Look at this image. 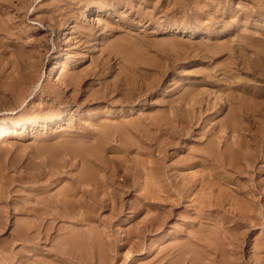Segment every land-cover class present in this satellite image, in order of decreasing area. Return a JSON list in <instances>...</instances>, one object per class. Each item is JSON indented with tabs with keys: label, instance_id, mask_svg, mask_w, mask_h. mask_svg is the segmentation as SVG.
Here are the masks:
<instances>
[{
	"label": "rangeland",
	"instance_id": "rangeland-1",
	"mask_svg": "<svg viewBox=\"0 0 264 264\" xmlns=\"http://www.w3.org/2000/svg\"><path fill=\"white\" fill-rule=\"evenodd\" d=\"M121 2L124 5L120 3L115 4L116 6L109 5L108 7L107 5L102 8L101 0H0V124L4 123L12 130V122L27 120L25 125H21L17 129L14 127V132L10 131L0 137V189L2 186L0 192L2 195L5 194V197L8 195L5 198L0 194V210L1 214L3 213L0 218V250L4 248L3 254L0 253V258L5 259L8 253V250L7 252L5 250L7 244L3 241L12 240L13 230L17 229V232L22 224L21 220L25 217L28 218L26 213L15 211L17 210L16 204L25 200L32 204L33 201L27 199L29 193H31V200L36 197L34 196L36 191L30 190L31 188L28 186L29 184L32 187L35 186L33 182L30 183L32 179L28 178L29 170L31 173L38 172L33 169V166L35 167L33 163L44 165L43 160L46 156V158L55 160L56 163H62L59 154H63L65 148L96 140L97 136L95 135L91 138H82L81 136L84 134L80 131L83 128L95 129L98 133L102 125L105 124L114 127V131L119 132L114 133L112 139L109 138L111 142L106 140L107 150L103 155L106 158L109 156L110 159L123 160L118 169L114 168L117 170L114 171L116 175L114 178H116L115 182L119 180L116 182L119 185L120 182L124 183L118 185L120 188L115 190L118 195L115 198L110 194L114 187L109 186L107 189L105 188L106 192L102 191V197H106L105 204H102L101 210H97L98 215L100 216L101 213L102 217H98V215L94 218L89 217L84 225L86 228L88 226V228H91L90 226L96 228L94 225H98L100 222L97 228H102L107 233V235L102 233V237L105 236L104 239L109 240V238L114 239L113 236L116 235L120 244L125 232L131 231L135 235L136 227L142 225L144 220L155 216L159 211L158 208L150 206V203L159 204L164 209L169 207L168 203L174 194L173 188H171L173 186L169 185L168 174L182 172L181 176L185 174L184 176L190 177L192 174L199 175L204 170L207 171L204 174L213 171L218 174V167L215 166V163L204 161L205 165L201 166L204 167L203 169L199 165L186 168V165L182 166L180 164L182 162H178V160L189 155L192 156L193 153H199L201 148L206 146L204 144H209L208 150L213 146L216 147V141L220 137L222 140L228 139V142L231 141L234 144L230 143L233 146L231 153L236 155V161L242 160L240 163H243L244 167L241 168H244V173L234 172L233 169L229 170L230 167H227V175L223 177L224 179H218L217 176L215 178V175H213L214 177L207 175L214 182L212 190L214 192L211 193L213 197L210 202L218 203L216 208L220 204L219 209L225 213V217H221L222 220L218 219V222L222 221L223 226L235 229V233L244 237L242 251L245 253L243 252V258L247 260L246 257H250L249 264H254L252 260L255 258V253L252 247L255 240L262 238L264 246V217H259L258 214V212L260 214L264 212V189L260 192L255 188L257 180H260L261 185H264L262 183L264 182V0H148L147 2L145 0H123ZM159 8L164 11V17L161 16L163 12ZM106 24L112 27L116 26L117 31H113L111 35H101L100 33L104 30L102 28ZM90 28L91 32H94L93 35L79 32L80 29ZM79 39L80 43L75 42ZM87 40L89 42H86ZM107 51L112 52L107 54ZM24 52L26 54L29 52L30 55L33 52L32 54L35 53V55L28 58L29 55L26 56ZM21 56L33 60L32 63L35 62L37 67L33 70L35 75L37 74L36 78H24L23 80L19 77L18 59ZM53 66L55 68L50 74ZM67 77L76 80L74 86L78 88V93L73 89L72 84L66 85ZM20 80L21 82H19ZM57 81L59 82L57 83ZM54 93L58 94L55 98L53 97ZM56 98L69 102L60 103L61 100ZM83 100L87 101L83 102ZM172 111L175 114L173 121H176L177 126L181 121L179 117L189 121L191 115L188 112H191L193 117H197L186 122L187 126L194 131L192 136L186 135L185 139V135L184 137L182 134L178 135L176 140L179 138V141L177 140L174 148L166 146L164 143L167 139V133L164 130L166 126L168 127V122H171L170 113ZM31 118H37L40 122L33 125ZM100 132L102 133V130ZM113 138L117 139L114 141ZM160 139L163 140V144ZM73 142L75 143L73 144ZM127 143L134 144L129 150H124L129 145ZM49 149L53 152L49 153ZM245 150L248 157L241 154L246 152ZM52 153H58V156L56 154L52 156ZM252 153L255 154L252 155ZM227 154L226 158L230 155ZM249 154L252 157H249ZM26 164L28 168L25 172ZM76 164L78 163L69 166L70 170H68V166L64 170L74 173ZM24 166L25 168H23ZM111 166L113 165L111 164ZM125 166H128L127 175L130 182L123 180L126 171L122 169ZM222 170V172L225 171ZM214 172L213 174H215ZM66 174L62 173L61 177H58L55 182L53 181L50 185H53L49 189L50 192L67 185L69 179L64 177ZM28 179L30 182L26 181ZM42 181L39 180L35 184L38 185ZM260 182L257 183L260 184ZM5 183L12 184L10 187L7 186V188H11L10 191L9 188L4 189ZM144 188L153 191L156 197L148 193L147 197L141 200L139 197H141ZM240 188H244L245 191L254 188L253 191L255 190L257 195H252L251 189L253 200L247 199L250 198V195ZM6 190L10 193L8 194ZM198 190L196 191H198V195L200 194L199 196L209 195L204 193L205 189L198 188ZM228 192H231L230 196L227 195ZM219 198L227 203L217 202ZM11 200L15 204L11 203ZM249 200L251 201L248 202ZM187 202L181 204L180 207L175 206L176 204L173 205V212L167 217L166 225L164 223L165 232L160 233V230L146 232L147 239L141 243L143 247L148 244L152 245L149 248L146 247L148 250L141 249L139 246L133 248L131 244L117 249L115 247L116 250H108L110 247L106 245L101 255L104 259L102 264L105 261L104 264H162L166 261V259L161 260L165 251H161L162 247L186 241L185 238L191 232L197 231L198 227H201L200 224L203 226L205 222L209 221L210 225L205 223L208 227L204 225L205 229L200 230L201 233L218 238L220 232L219 230V234L215 232L218 228L216 226L218 222L216 224L213 221L215 217H206L207 220L204 217L201 219V223L196 221L198 223L190 224L191 216L185 209V207L189 208ZM215 204L209 208L213 209ZM237 206L240 207L239 210L236 209ZM12 207L14 208L12 209ZM88 207L89 211L95 208L92 205ZM114 207L119 212L116 210L115 213L112 212ZM119 207L121 208L119 209ZM247 208L253 210L249 217L234 216L237 211ZM213 214L215 215V212ZM159 216L161 217V214ZM56 220L57 226L76 227L74 223L70 222L72 221L70 218L59 217ZM215 220L217 221L216 218ZM236 220L241 226L236 224ZM232 223L235 227L231 226ZM248 223L250 224L248 225ZM253 223L254 225H252ZM197 224L199 225L197 226ZM210 233L213 235L211 236ZM133 237L135 241H139L137 236ZM11 248L17 250L20 246L14 243ZM141 250L145 253L141 254ZM260 254L264 256V251H261ZM214 261L211 260L210 263L207 260L205 262L216 264L217 262L214 263ZM0 263L3 264V262ZM59 264L61 263L59 262Z\"/></svg>",
	"mask_w": 264,
	"mask_h": 264
},
{
	"label": "bare ground",
	"instance_id": "bare-ground-1",
	"mask_svg": "<svg viewBox=\"0 0 264 264\" xmlns=\"http://www.w3.org/2000/svg\"><path fill=\"white\" fill-rule=\"evenodd\" d=\"M102 1V8L106 7L108 5L113 6L115 4H120L122 3L121 1L123 0H101ZM134 1V0H132ZM141 1V0H139ZM146 2L148 0H145ZM166 1V0H165ZM27 2V1H26ZM152 2V1H151ZM150 2V3H151ZM132 3V2H131ZM165 3V2H164ZM263 3V2H262ZM123 4V3H122ZM130 4V2H129ZM135 4V3H134ZM138 4V3H137ZM141 4V3H139ZM146 4V3H145ZM144 4V5H145ZM156 4V3H155ZM154 4V7L156 8ZM168 4V3H167ZM164 4V5H167ZM15 5V4H13ZM124 5V4H123ZM126 5H128L126 3ZM131 5V4H130ZM16 6V5H15ZM116 6V5H115ZM114 6V7H115ZM118 6V5H117ZM163 6V4H162ZM75 7V6H74ZM121 7V6H120ZM128 7V6H127ZM131 7V6H129ZM134 7V6H133ZM164 7V6H163ZM166 7V6H165ZM139 8V7H138ZM141 8V7H140ZM139 8V9H140ZM107 9V8H106ZM116 9V7H115ZM133 9V8H132ZM138 9V10H139ZM160 9V8H159ZM103 10V9H102ZM137 10V11H138ZM161 10V9H160ZM136 11V10H135ZM140 11V10H139ZM158 11V10H157ZM164 14V11L161 10ZM160 11V13H162ZM141 13V12H140ZM147 13V12H146ZM149 13V12H148ZM166 13V12H165ZM142 14V13H141ZM151 14V13H150ZM155 14V13H154ZM153 14V15H154ZM158 14V13H156ZM195 15V14H194ZM146 16L148 17V14H146ZM156 16V15H155ZM153 16V18L155 17ZM160 16V15H159ZM196 16V15H195ZM144 17V16H141ZM164 17V16H163ZM98 18V17H97ZM146 18V17H145ZM152 18V19H153ZM158 18V17H157ZM127 19V18H126ZM156 19V18H154ZM153 19V20H154ZM165 19V18H164ZM125 20V18H124ZM142 20V19H141ZM150 20V18H149ZM126 21V20H125ZM144 21V20H143ZM128 22V20H127ZM131 22V20H130ZM132 23V22H131ZM129 24V22H128ZM133 25V24H132ZM100 29V27H99ZM102 32L100 33L101 35H111L113 33V31H117V27L116 26H110L109 24H106L105 27H103ZM91 28L87 29V30H81L78 31L79 32H83L84 34H88V35H93L94 32H91ZM77 31V32H78ZM124 34V33H123ZM126 35V34H125ZM99 36V35H98ZM129 36V34H128ZM107 38V37H106ZM245 38V37H244ZM3 39V38H2ZM81 39V38H80ZM75 41L77 43H80L81 40ZM67 40V39H66ZM86 40V39H85ZM238 40V39H237ZM259 40V39H258ZM86 42H89V40H87ZM67 44V43H66ZM131 44V43H130ZM250 44V43H249ZM257 45V44H256ZM72 46V45H71ZM116 46V44H115ZM240 47V46H239ZM263 48V47H262ZM23 50V49H22ZM30 50V49H29ZM28 50V51H29ZM118 50V49H117ZM122 50V49H120ZM116 51V50H115ZM258 51V50H257ZM109 52V53H108ZM110 52L112 51H107V54H110ZM260 52V51H259ZM25 53V52H24ZM33 53V52H32ZM31 55H35L32 54ZM116 53V52H115ZM26 54V53H25ZM29 55L28 58H30V54L29 52L27 53ZM26 54V56H27ZM105 54V53H104ZM114 54V53H113ZM36 57V56H35ZM24 58V59H23ZM19 57L18 62H19V77L20 78H28V79H33V77H35V67L36 64L35 62L32 63L33 60H29V59H25V57ZM32 58V57H31ZM107 58V57H106ZM238 58V57H237ZM34 59V58H33ZM37 59V58H36ZM35 59V60H36ZM30 62H29V61ZM34 60V61H35ZM17 62V61H16ZM18 65V63H17ZM39 65V64H38ZM55 66H53L50 70V74H52L53 70H54ZM34 69V70H33ZM260 74V72H259ZM258 74V75H259ZM89 75V74H88ZM256 75V74H255ZM115 76V75H114ZM74 77V76H73ZM79 77V76H78ZM77 77V78H78ZM36 78V77H35ZM75 78V77H74ZM113 78V77H112ZM211 78V77H210ZM19 79V78H18ZM69 80V81H68ZM26 81V80H25ZM66 85L67 84H72L74 86V84L76 85V80L74 81L73 78H66ZM21 82V80L19 81ZM30 82V80H29ZM59 81H57L58 83ZM83 82V81H82ZM16 84V83H15ZM18 84V82H17ZM25 84V83H24ZM8 85V84H7ZM21 85V84H19ZM61 85V84H59ZM2 86V85H1ZM18 86V85H17ZM27 87V85H25ZM118 86V85H117ZM30 87V86H29ZM123 87V86H122ZM24 88V87H23ZM107 88V87H106ZM58 89H61V87H58ZM63 89V88H62ZM73 89L77 92L76 86L73 87ZM95 90V89H94ZM111 90V89H110ZM7 91V90H6ZM71 91V90H70ZM97 91V90H96ZM236 91V90H235ZM78 93V92H77ZM82 94V93H81ZM25 95V94H24ZM37 95V94H36ZM123 95V94H122ZM55 96H58L57 93H54L53 97L55 98ZM76 96V95H75ZM95 96V95H93ZM238 96V95H237ZM22 97V96H21ZM100 97V96H99ZM103 97V96H102ZM73 98V97H72ZM71 98V100H72ZM223 98V97H222ZM226 98V97H225ZM16 99V98H15ZM58 99V98H56ZM60 99V98H59ZM58 99V100H59ZM17 100V99H16ZM24 100V99H23ZM41 100V99H40ZM52 100V99H51ZM61 100V99H60ZM63 100V101H62ZM60 101V103H67L69 101H64V99H62ZM112 100V99H111ZM192 100V99H191ZM74 102V100H72ZM87 100H83V102H86ZM190 101V100H189ZM192 102V101H191ZM40 103V102H39ZM45 103V102H44ZM75 103V102H74ZM190 103V102H189ZM71 104V103H70ZM196 104V103H195ZM51 105V104H50ZM16 106V105H15ZM42 106V105H41ZM182 106V105H181ZM185 106V104H184ZM190 106V105H189ZM57 107V106H56ZM193 107V105H192ZM15 108V107H14ZM13 108V109H14ZM59 108V107H58ZM182 108V107H180ZM189 108V107H188ZM191 108V107H190ZM42 109V108H41ZM174 109V108H173ZM184 109V108H183ZM208 109V108H207ZM210 109V108H209ZM53 110V109H52ZM185 110V109H184ZM187 110V109H186ZM189 110V109H188ZM201 110V109H200ZM235 110V109H234ZM33 111V110H32ZM61 111V110H59ZM192 111V110H191ZM194 111V110H193ZM197 111V110H196ZM204 111V110H203ZM201 111V112H203ZM209 111V110H208ZM52 112V111H51ZM59 113V112H58ZM61 113V112H60ZM170 113V112H169ZM188 113H190L189 115H187ZM186 115L190 117V120L196 119L197 117H193L191 114V112H188ZM194 113V112H193ZM197 113V112H195ZM263 113V112H262ZM9 114V113H8ZM26 114V113H25ZM171 122L169 121V125L168 127L166 126L165 128V133H167V139L166 142H164L166 144V146H171L173 147L177 140L176 138L178 137V135H181L184 137L185 135V139L187 138L186 135L188 136H192L193 134V129H191L190 127L187 126L186 122L187 119H182V117H179V119L181 120L178 123V126L176 123V121H173L174 119V111H172L171 113ZM27 115V114H26ZM25 115V116H26ZM74 116V115H73ZM184 116V115H183ZM198 116V115H197ZM186 118V117H185ZM32 119V118H31ZM200 119V117L198 118V120ZM3 120V119H2ZM168 120V119H167ZM27 120H16L13 123V129L10 130L7 125L5 126L4 123L0 124V137L1 136H5L6 133H10V131L14 132V127H16V129L18 127H21V125H25L24 123ZM130 121V120H129ZM138 121V120H137ZM179 121V120H178ZM202 121V120H201ZM255 121V120H254ZM40 121L37 120V118H33L32 119V123L33 125H36L37 123H39ZM133 122V120H132ZM139 122V121H138ZM195 122H197V120H195ZM204 122V121H202ZM211 122V121H210ZM233 122V121H232ZM135 123V122H134ZM201 123V122H200ZM234 123V122H233ZM157 124V123H156ZM196 124V123H195ZM32 125V124H31ZM54 125V124H53ZM113 125V124H112ZM249 125V124H248ZM10 126V125H9ZM89 126V125H88ZM101 126V124H100ZM122 126V125H120ZM197 126V125H196ZM200 126V125H199ZM23 127V126H22ZM84 127V126H83ZM82 127V128H83ZM99 128V126H97ZM159 127V126H158ZM226 127V126H225ZM74 128V127H73ZM91 128V127H90ZM96 128V127H95ZM241 128V127H240ZM120 129V128H118ZM130 129V128H129ZM213 129V128H212ZM229 129V128H228ZM102 130V133L100 132ZM125 130V129H124ZM147 130V129H146ZM98 131V130H97ZM100 131H98V133H96L95 129H87V128H83L80 132L83 133L84 135H82L81 137H94L97 136L96 140L94 142H83V140H81L83 143L77 146H69L67 148L64 149V153L59 154V159L62 158V163H56L55 160L53 159H49L44 157L43 163H45L44 165H41V163H33V165L35 164V167L33 166V169H35L36 171L38 170L37 173H31L29 170L30 175L28 176V178H31L32 181L30 182L29 179L26 180L30 183H34L33 185L35 186H30V184L28 185L32 190V191H36L35 192V199L31 200V193H29V195L27 196V199H30V201H33L32 204H29L26 200L24 202H21L19 204H16L17 206L15 207V203L11 200V203L13 202L14 207L17 209L15 211H19V212H23L26 213V215L28 216V218L25 217V219H22L19 226L18 231L16 232V230H13V238L12 240H4L3 242H6V252L8 250V253L6 254V258H0V262H3V264H59V262L61 264H102L103 260L102 259V251L105 249V246L107 245L108 247H110L108 250H114L115 247L120 248L122 246L125 247V245L127 244H131L134 248L136 247H141V249H147L149 248V246H152L150 244H148L147 246L143 247L141 242H144L145 239H147V235L146 232L147 231H159L160 233H163L164 231V223L166 222V219H168L167 217L170 216L173 211V205L180 207L181 204H183L184 202L188 201L187 203V207L186 208L188 213L190 214V218L191 220L189 221L190 224L193 225L194 222L196 221H200L201 223V219H206V217H210L213 216L217 219V221L214 220L217 224V222L219 221L218 219H221V217H225V213H222L224 211L221 212V210L219 209V207L216 205L218 203L215 204V202H212L215 204V207H213V209H210L209 207L214 205L210 202L211 198L213 197V195L211 193L213 190V185L214 182H212L211 177L213 175H215V178L217 176L218 179H224L223 177H225L227 175V167L230 169H233L234 172L237 173H242L244 171V168H241L243 166V163L241 161H236V158L234 156V154H232L231 148H233V146L230 145L231 141L228 142V139H224L222 140L219 136L218 140L216 141L217 144H215L216 147H212L209 149V144H204L206 146H204L203 148H201L199 153H193L192 156H188V157H184L178 160V162H182L180 163L182 166L186 165L187 167H192L195 165H199L200 168H204L201 167L203 165H205L204 161H208L209 163H215L218 174L216 172H214L215 174H213V172L208 174H204V172L199 173V175L197 174H192V176H184L185 174H182V172H176L168 174L170 180H169V185L171 187V185L173 187V194L174 197L172 199H170V202L168 203V208H161V206L159 204L156 203H150V206L158 208L159 211H161L159 213V211L156 213L155 216H151L150 218L146 219L143 221L142 225L136 227L137 229H135L133 232L135 235H133V233L130 232H125V236L120 243H118V239H116V235L113 236L114 239L109 238V240H105L104 237H102V233L103 235H107V233L104 232V230L102 228H97L98 225H94L96 226V228L93 226H90L91 228H86L84 225L87 223L86 221L89 220V217H96L98 215V209L101 210L102 209V204H105V198L102 197V191H105V188L107 189L109 186H112L116 189L113 188L112 192L110 194H112L115 198V196L117 195L115 190H117L119 183H116L117 181L119 182V180H117L115 182L114 177H116L114 171L115 169H118V166L121 165L122 161L120 159L119 160H115V159H110L109 156L106 158L104 157L103 153L107 150V146H105V143L107 142L106 140H109L111 142L110 139H112V137H114V133H117L119 131L115 130L114 131V127H110L107 125H102V128L100 129ZM138 131V130H137ZM161 131V130H160ZM201 131V130H200ZM163 132V131H162ZM256 132V131H255ZM132 133V132H131ZM218 133V132H217ZM247 133V132H246ZM72 134V133H71ZM130 134V133H129ZM149 134V133H148ZM164 135V133H162ZM191 134V135H190ZM225 134V133H224ZM133 135V134H132ZM195 135V134H194ZM248 135V134H247ZM78 136V135H77ZM131 136V135H130ZM166 136V135H165ZM211 136V135H210ZM221 136V135H220ZM255 136V135H254ZM123 137V136H122ZM134 137V136H133ZM223 137V136H222ZM243 137V136H241ZM110 138V139H109ZM145 138V137H144ZM216 138V137H215ZM58 139V138H57ZM94 139V138H93ZM115 138H113L114 140ZM117 139V138H116ZM115 139V140H116ZM129 139V138H127ZM159 139V138H158ZM163 139V138H162ZM194 139V138H193ZM252 139V138H251ZM255 139V138H253ZM69 140V139H67ZM89 140V139H88ZM114 140V141H115ZM119 140V139H118ZM136 140V139H135ZM146 140V139H145ZM161 140V139H160ZM243 140V139H242ZM4 141V140H3ZM1 141V142H3ZM163 140H161L162 143ZM179 141V140H178ZM185 141V140H184ZM206 141V140H205ZM241 141V140H240ZM65 142V141H64ZM117 142V141H116ZM115 142V143H116ZM160 142V141H158ZM209 142V141H208ZM238 142V141H237ZM5 143V142H4ZM75 142H73L74 144ZM108 144V143H107ZM129 144V143H127ZM134 144V143H132ZM132 144H129L128 147H125L124 150H129L130 148H132ZM157 144V142H156ZM163 144V143H162ZM161 144V145H162ZM164 144V145H165ZM232 144V143H231ZM72 145V144H71ZM190 145V144H189ZM234 145V144H232ZM241 145L243 146V144L241 143ZM67 146V145H66ZM109 146V145H108ZM124 146V145H123ZM160 146V145H159ZM218 146V147H217ZM240 146V145H239ZM257 146V145H256ZM48 147V146H46ZM111 147V145H110ZM137 147V146H136ZM142 147V146H141ZM197 147V146H196ZM211 147V146H210ZM248 147V145H247ZM45 148V147H44ZM119 148V147H118ZM123 148V147H122ZM121 148V149H122ZM174 148V147H173ZM172 148V149H173ZM177 148V147H176ZM188 148V147H187ZM218 148V149H217ZM235 148V147H234ZM61 149V148H60ZM109 149V147H108ZM146 149V148H145ZM161 149V148H160ZM165 149V148H164ZM171 149V148H170ZM248 149V148H247ZM53 150V149H52ZM157 150V149H156ZM257 150V149H256ZM255 150V151H256ZM171 151V150H170ZM197 151V149H196ZM199 151V150H198ZM243 151V150H242ZM246 151V150H245ZM53 152L50 151L49 149V153ZM162 152V150H161ZM165 152V151H164ZM238 152V151H237ZM227 153H229L230 155L226 158V155H228ZM56 153H52V156L55 155ZM58 154V153H57ZM56 154V155H57ZM163 154V153H162ZM172 154V153H171ZM195 154V155H194ZM238 154V153H237ZM242 156L244 155H248L247 151L241 153ZM251 154V153H250ZM249 154V157H252V155H254L252 153V155ZM168 155V153H167ZM187 155V154H186ZM58 156V155H57ZM165 157V154L163 155ZM172 156V155H171ZM51 157V156H50ZM115 157V156H114ZM170 157V156H169ZM248 157V156H247ZM256 157V156H254ZM39 158V157H38ZM245 158V157H244ZM18 159V158H17ZM55 159V158H54ZM247 159V158H246ZM53 160V161H51ZM249 160V159H248ZM253 160V159H252ZM11 161V160H10ZM251 161V160H249ZM248 161V162H249ZM256 161V160H255ZM12 162V161H11ZM78 163L76 164V171L74 173H70V172H66V167L68 168V170H70L69 166H72L74 163ZM142 162V161H141ZM246 162V163H248ZM254 162V161H253ZM14 163V161H13ZM18 163V162H17ZM32 163V162H31ZM109 163V164H108ZM154 163V162H153ZM207 163V162H206ZM15 164V163H14ZM13 164V165H14ZM111 164L113 166H111ZM124 164V163H123ZM245 164V163H244ZM250 164V162H249ZM32 165V164H31ZM110 165V166H107ZM180 165V167H181ZM11 166V164H10ZM27 166V164L25 165ZM25 166L23 168H25ZM30 166V165H29ZM177 166V165H176ZM248 167V165H246ZM250 166V165H249ZM14 167V166H13ZM42 167V168H41ZM75 167V166H74ZM185 167V166H184ZM183 167V168H184ZM208 167V166H207ZM244 167V166H243ZM28 168V166L25 168V172L26 169ZM123 168V167H122ZM128 166H125L122 170L126 171L124 173V179L125 182L129 181V176L127 175L128 173ZM172 168V167H171ZM182 168V167H181ZM215 168V167H214ZM220 168V169H219ZM31 169V167H30ZM65 169V170H64ZM72 169V168H71ZM211 169V168H210ZM224 169L225 171L222 172ZM247 169V168H246ZM32 170V169H31ZM171 170V169H170ZM175 170V169H174ZM256 170V169H255ZM23 171V170H21ZM74 171V170H73ZM102 171V172H101ZM198 171V170H197ZM200 171V170H199ZM212 171V170H211ZM232 171V170H231ZM24 172V171H23ZM28 172V171H27ZM138 172V171H137ZM246 172H248L246 170ZM9 173V172H8ZM22 173V172H21ZM62 173H67L64 177H68L69 182L66 183L67 185L62 186L60 189L56 190V191H51L49 189H51L50 186L53 181L55 182L56 179L58 177L62 176ZM164 173V172H163ZM184 173V172H183ZM197 173V172H196ZM244 173V172H243ZM255 173V172H254ZM27 174V173H26ZM26 174L24 175L26 177ZM117 174V173H116ZM135 174V173H134ZM143 174V173H142ZM151 174V173H150ZM23 175V174H22ZM139 175V174H138ZM156 175V174H155ZM189 175V174H188ZM211 177H209V176ZM235 175V174H234ZM238 175V174H237ZM252 175V174H251ZM250 175V176H251ZM132 177V176H131ZM138 177V176H137ZM153 177V176H152ZM214 177V176H213ZM262 177V176H261ZM17 179V178H14ZM19 179V177H18ZM17 179V180H18ZM41 179H44L43 181ZM61 179V178H60ZM59 179V180H60ZM258 179V178H257ZM11 180V178H10ZM42 181L40 182L38 185H36L35 183L37 181ZM214 180V179H213ZM6 181V180H5ZM9 181V180H8ZM7 181V182H8ZM13 181V178H12ZM19 181V180H18ZM229 181V180H228ZM255 181V180H254ZM6 182V183H7ZM130 182V181H129ZM217 182V181H216ZM248 182V181H247ZM256 182V189L257 191L262 192L264 189V185H261L260 180L255 181ZM257 182H260L257 183ZM3 183V182H2ZM5 183V184H6ZM9 183V182H8ZM12 183V182H11ZM14 183V181H13ZM19 183V182H18ZM38 183V182H37ZM123 184L124 182H120ZM132 183V182H131ZM135 183V181H134ZM264 183V182H262ZM4 184V183H3ZM218 184V183H217ZM1 185V184H0ZM9 187L12 185L8 184ZM6 185H3L4 189H8ZM59 185V184H58ZM119 185V186H120ZM137 185V184H136ZM135 185V186H136ZM145 185V184H144ZM149 185V184H148ZM223 185V184H222ZM235 185V183H234ZM255 185V184H254ZM216 186V185H215ZM214 186V187H215ZM227 186H229L227 184ZM236 186V185H235ZM169 187V189H170ZM222 187V186H221ZM238 187V186H237ZM251 187V186H250ZM15 188V187H14ZM59 188V187H58ZM151 188V187H150ZM198 188L200 190H204V193H208L209 195L203 194L201 196L198 195ZM11 188H9L10 191ZM112 189V188H111ZM128 189V188H127ZM241 189V188H240ZM244 188H242L241 190H243ZM249 188L248 190H243L246 192V194L250 195V198L246 197L247 199H251L253 200V196H251V193H253L252 195H255L256 191ZM2 190V186L0 191ZM198 190V191H196ZM226 190V189H225ZM231 190V189H230ZM4 191V190H3ZM7 191V190H6ZM5 191V192H6ZM9 191L8 194L10 193ZM158 191V190H157ZM195 191V192H194ZM227 191V190H226ZM251 191V193H250ZM106 192V191H105ZM110 192V191H109ZM122 192V191H121ZM127 192V191H126ZM203 192V191H202ZM4 193V192H3ZM150 193L152 194L154 197H156V195H154V192L144 188L143 193L141 194V197H139L141 200L147 197V194ZM168 193V192H167ZM229 193V192H228ZM231 193V192H230ZM230 193L227 194L230 196ZM234 193V192H233ZM232 193V194H233ZM242 193V191H241ZM1 194V192H0ZM119 194V193H118ZM222 194V193H221ZM240 194V193H239ZM264 194V193H263ZM2 195V194H1ZM0 195V196H1ZM16 195V194H15ZM107 195V194H106ZM160 195V194H159ZM215 195V194H214ZM220 195V193H219ZM226 195V194H225ZM224 195V198H225ZM257 195V194H256ZM5 197V194L2 195ZM109 196V195H108ZM118 196V195H117ZM136 196V195H135ZM221 196V195H220ZM8 197V195H7ZM5 197V198H7ZM19 197V196H18ZM110 197V196H109ZM108 197V198H109ZM172 197V195H171ZM217 197V196H216ZM215 197V198H216ZM223 197V196H222ZM243 197V196H241ZM256 197V196H255ZM254 197V198H255ZM107 198V199H108ZM158 198V197H157ZM156 198V199H157ZM166 198V197H165ZM168 198V197H167ZM245 198V199H246ZM1 199V198H0ZM117 199V198H116ZM139 199V200H140ZM162 199V198H161ZM227 199V197H226ZM231 199V198H229ZM237 199V198H236ZM150 200V199H149ZM153 200V199H152ZM160 200V199H159ZM165 200V199H164ZM222 200V201H221ZM238 200V199H237ZM251 200H249L248 202H250ZM256 200V199H255ZM119 201V200H118ZM116 201V202H118ZM216 201V199H215ZM10 202V201H9ZM217 202H223L222 198L217 199ZM230 202V201H229ZM228 202V203H229ZM238 202V201H237ZM236 202V203H237ZM223 203H227V201L223 202ZM253 203V202H252ZM95 206V208L92 211H89V205ZM120 204V203H119ZM129 204V203H128ZM131 204V203H130ZM235 204V203H234ZM239 204V203H238ZM251 204V203H250ZM111 205V203H110ZM122 205V204H120ZM222 205V204H221ZM224 205V204H223ZM222 205V206H223ZM231 205V204H230ZM229 205V206H230ZM254 205V204H253ZM114 206V205H113ZM133 206V205H132ZM138 206V205H137ZM145 206V205H144ZM185 206V205H183ZM12 207V209L14 208ZM109 207V206H108ZM140 207V206H139ZM167 207V206H165ZM242 207V206H241ZM244 207V206H243ZM251 207V206H250ZM253 207V206H252ZM118 208V206H117ZM117 208H112V212H114L115 210H117ZM121 207H119L120 209ZM131 208V207H130ZM141 208V207H140ZM204 208H206V210H204ZM225 208V207H224ZM229 208V207H228ZM238 208V206L236 207V209ZM240 208V207H239ZM239 208L237 210H239ZM256 208V207H255ZM254 208V209H255ZM90 209H92L90 207ZM133 209V208H132ZM223 209V208H222ZM226 209V208H225ZM230 209V208H229ZM229 209H227L229 211ZM233 209V207H232ZM235 209V208H234ZM235 209V210H236ZM244 209V208H242ZM240 210L237 211V214L234 213L235 217H249L251 211L253 210H249V208H247L246 210ZM253 209V208H252ZM182 210V209H181ZM3 211V210H2ZM10 211V210H9ZM14 211V210H13ZM183 211V210H182ZM242 211V212H241ZM119 212V211H118ZM208 212V213H207ZM215 212V215L213 214ZM227 212V211H226ZM231 212V210H230ZM241 212V213H240ZM256 214V210L254 211ZM7 213V212H6ZM115 213V212H114ZM159 213V214H158ZM166 215H164V214ZM228 213V212H227ZM161 214V217L159 216ZM181 214V213H180ZM187 214V213H186ZM188 214V217H189ZM252 214V213H251ZM260 215L259 217H264V212L263 213H259ZM136 215V214H135ZM164 215V216H163ZM178 215V214H177ZM183 215V214H182ZM3 216V213L1 214V210H0V218ZM6 216V215H5ZM4 216V217H5ZM101 216V213H100ZM98 215V217H100ZM234 216L232 215V217L234 218ZM31 217V218H30ZM46 217H50V218H46ZM59 217H64V218H70L72 221H70L71 223H74V225H76V227L73 228H69V227H62V226H57L56 223V219ZM102 217V216H101ZM181 217V216H180ZM183 217V216H182ZM187 217V218H188ZM212 217V218H213ZM228 217V215H227ZM230 219L231 216L229 215ZM252 217H255L252 215ZM258 217V216H256ZM186 218V217H185ZM232 218V220H233ZM236 218V219H238ZM170 219V218H169ZM229 219V218H227ZM262 219V218H261ZM20 220V219H19ZM56 220V221H55ZM96 220V219H95ZM207 220V219H206ZM222 220V219H221ZM220 220V221H221ZM224 220V219H223ZM239 220V219H238ZM245 221V219H243ZM259 220V219H258ZM264 220V219H263ZM262 220V221H263ZM1 221V220H0ZM69 221V220H68ZM106 221V220H105ZM209 221V220H208ZM241 221V220H240ZM247 221V219H246ZM93 222V221H92ZM142 222V221H141ZM203 222V221H202ZM205 222V221H204ZM210 222V221H209ZM209 222H205V223H209ZM243 222V221H242ZM256 222V221H254ZM1 223V222H0ZM198 223V222H196ZM204 223V225H206ZM213 223V222H212ZM222 223V221H221ZM220 222H218V224L216 225L217 227V231H215L216 233L218 232L219 236L218 238H212L209 235L205 234V233H201L202 230L205 229V226L202 224L201 227L199 226L197 231L195 230V232L193 231V233L189 234L187 236L186 241H182V242H176L172 245H169L167 247H162V250L164 251L163 256L161 257V260L166 259V261L162 264H208V262L211 263V260H215L214 263L216 264H249V258L250 257H246L248 258L247 260L244 259V254L242 251V249H244L243 243L244 240L242 237V235H239V233H235L234 230L230 228L229 226H223ZM235 223V222H234ZM244 223V222H243ZM19 224V223H17ZM97 224V223H96ZM114 224V223H113ZM183 224V223H182ZM233 224V223H232ZM236 224H240L237 222L236 220ZM242 224V223H241ZM250 223H248L249 225ZM69 225V224H68ZM136 225V224H135ZM166 225V223H165ZM175 225V224H174ZM199 224H197L198 226ZM210 225V223H209ZM215 225V224H214ZM237 225V226H238ZM254 225V223L252 224ZM263 225V224H262ZM16 226V227H17ZM67 226V225H66ZM78 226V227H77ZM84 226V228H83ZM87 226V225H86ZM207 226V225H206ZM231 226H234L231 225ZM241 226V225H239ZM238 226V227H239ZM245 226V225H244ZM2 227V226H1ZM102 227V225H101ZM109 227V226H107ZM106 227V228H107ZM113 228V226H111ZM208 227V226H207ZM235 227V226H234ZM233 227V228H234ZM246 227V226H245ZM18 228V227H17ZM200 228V229H199ZM214 229V228H213ZM238 229V228H237ZM131 230V229H130ZM194 230V229H193ZM200 232H199V231ZM15 231V232H14ZM112 231V230H111ZM185 231V230H184ZM189 231V230H187ZM109 232V231H108ZM165 232V231H164ZM212 232V231H211ZM214 232V231H213ZM152 233V232H151ZM208 233V232H207ZM241 233V232H240ZM118 234V233H117ZM211 236L213 235V233H210ZM184 235V234H183ZM133 236H137V238L139 239V241H135ZM176 237V236H175ZM179 237V236H177ZM182 237V236H181ZM155 238V237H154ZM165 238V237H164ZM179 239V238H178ZM121 240V239H120ZM152 240V239H151ZM154 240V239H153ZM152 240V241H153ZM157 240V239H156ZM178 241V240H177ZM180 241V240H179ZM175 242V241H174ZM14 243L18 246H20L19 249H15V248H11L12 245H14ZM141 243V245H140ZM147 243V242H145ZM144 243V244H145ZM151 243V241H150ZM172 243V242H171ZM248 243V242H247ZM2 244V243H1ZM152 244V243H151ZM167 244V243H165ZM130 245V246H131ZM148 247V248H146ZM3 248V247H2ZM131 248V247H130ZM158 248V247H157ZM160 248V247H159ZM253 252L254 254V259L252 260L254 264H264V262L262 263V261L264 260V256H261V251H264V246L262 244V238L255 240L254 245H253ZM115 249V250H116ZM152 249V248H151ZM4 250V248H3ZM3 250H0V253L3 254ZM137 250V249H136ZM171 250V251H169ZM142 251V250H141ZM160 251V250H158ZM168 251V252H167ZM115 252V251H114ZM260 252V253H259ZM145 253V252H141ZM160 253V252H159ZM163 253V252H162ZM245 253V252H244ZM249 253V252H248ZM263 253V252H262ZM5 254V253H4ZM116 254V253H115ZM161 254V253H160ZM247 254V253H246ZM245 254V255H246ZM252 255V254H251ZM105 256V255H104ZM111 256V255H109ZM248 256V255H247ZM97 258V259H96ZM213 258V259H212ZM106 259V256H105ZM109 259V258H108ZM93 260V261H92ZM112 260V258H111ZM116 260V259H115ZM160 262L161 260L158 259ZM251 260V259H250ZM97 261V262H96ZM110 261V260H109ZM150 261V260H149ZM106 262V261H105ZM104 262V263H105ZM112 262V261H111ZM154 262V261H153ZM103 263V264H104ZM158 263V262H157ZM2 264V263H0ZM143 264V263H142ZM213 264V262H212Z\"/></svg>",
	"mask_w": 264,
	"mask_h": 264
}]
</instances>
